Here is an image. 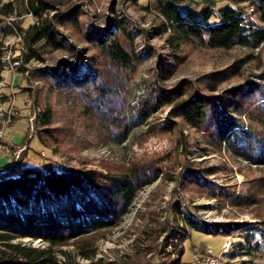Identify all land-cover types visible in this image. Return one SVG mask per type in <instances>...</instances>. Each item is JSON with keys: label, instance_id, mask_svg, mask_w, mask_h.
<instances>
[{"label": "rangeland", "instance_id": "rangeland-1", "mask_svg": "<svg viewBox=\"0 0 264 264\" xmlns=\"http://www.w3.org/2000/svg\"><path fill=\"white\" fill-rule=\"evenodd\" d=\"M56 1L59 11L80 10L83 33L61 29L69 48L51 51L37 47L40 58L28 62L20 29L29 28L36 20L23 0H0V12L8 10L4 8L8 4L14 10L0 24V133L1 141L7 144L6 150L0 151V165L14 166L13 157H19L23 149L13 152L11 146L21 144L29 133V160L23 166L118 173L137 164L152 163L160 170L154 173L148 168V185L116 227L95 234L87 245L71 241L68 246L55 247L57 259L61 264H169L177 258V251L167 247L165 237L171 227H186L191 218L210 225H248L229 238L191 231L184 243L182 264H191L195 253L207 249L220 258L219 264H264V166L236 156L225 145L210 144L202 132L180 120H176L174 132L163 133L160 129L168 121L171 106H163L150 118L140 117L142 101L154 91L167 93L190 87L217 97L245 85L264 70V44L256 50L241 46L223 50L195 43L174 51L167 41L169 33L157 35L165 21L151 0ZM227 5L225 1L216 3L214 23L219 22L221 9ZM117 15L131 23L136 51L143 60L129 75L127 117L133 127L122 143L103 129L96 117L86 116L83 100L49 86L34 73L37 69L61 68L63 63H81L84 69L96 55L84 33L108 29L117 32ZM251 18L261 24L257 16ZM78 54L84 57L82 62ZM235 65L238 72L216 87L211 75ZM48 110L53 115L50 128L55 136L50 139L41 133L40 124L42 114ZM241 118L246 126L261 130L244 113ZM7 150L12 159L4 156ZM189 171L201 178L206 176L218 189H224L219 190L223 195L185 180L183 176ZM227 240L232 246L224 255ZM17 242L37 248L47 246L29 238ZM84 248L96 254L86 259Z\"/></svg>", "mask_w": 264, "mask_h": 264}, {"label": "trees", "instance_id": "trees-1", "mask_svg": "<svg viewBox=\"0 0 264 264\" xmlns=\"http://www.w3.org/2000/svg\"><path fill=\"white\" fill-rule=\"evenodd\" d=\"M23 1L28 13L36 20L29 28L20 29L28 51L26 61L40 58L37 47L51 51L67 50L68 40L61 29L83 33L79 9L59 11L56 0ZM224 1L228 5L221 9L219 22L214 23L216 3ZM151 2L165 21L157 35L169 33L167 41L174 51L195 43L223 50L237 46L256 50L264 44V0ZM4 8L8 10L0 12V24L14 12L11 4ZM252 16H257L261 24ZM114 22L117 32L108 29L101 33L97 30L84 33L86 42L96 52L84 69L81 63H63L61 68L37 69L34 73L48 81L49 86L83 100L86 116L96 117L99 125L122 143L128 139L133 127L127 117L129 75L143 60L136 51L135 32L128 19L117 15ZM77 56L82 62L84 57ZM237 72L235 65L211 77L217 87ZM163 106H171L168 121L160 129L163 133L174 132L176 120H180L202 132L210 144L225 145L236 156L264 166V70L245 85L217 97L190 87L167 93L151 92L142 101L140 117L142 120L150 118ZM243 113L261 130L246 126L241 118ZM52 121L50 110L40 118L41 133L49 139L55 138L50 128ZM31 139L28 133L21 144L11 146L13 152L23 149L19 157H13L10 151L4 153L10 159L13 157V167L11 163L4 167L0 165V264H61L55 255V247L68 246L71 241L87 245L95 234L116 227L129 213L138 193L148 185V168L151 167L154 173L160 171L152 163L137 164L118 173L23 166L29 160L27 145ZM0 143L7 147L2 141ZM183 177L202 189L223 195L219 190L224 189H218L206 176L201 178L189 171ZM247 225L235 224L232 228L188 218L186 227H171L165 237L167 247L177 251V258L169 264H182L184 243L190 238L191 231L229 238ZM261 225L264 235V223ZM27 238L47 246L37 248L14 243ZM247 241L251 243L252 239L247 238ZM95 254V250L90 252L85 248L82 252L86 259Z\"/></svg>", "mask_w": 264, "mask_h": 264}, {"label": "built area", "instance_id": "built-area-1", "mask_svg": "<svg viewBox=\"0 0 264 264\" xmlns=\"http://www.w3.org/2000/svg\"><path fill=\"white\" fill-rule=\"evenodd\" d=\"M2 139V134L0 133V142ZM6 148L3 144L0 143V151H4ZM9 151L7 150L5 154H8ZM232 246V242L227 240L223 247V254H228L230 248ZM220 258L214 256L212 250H206L204 253H195L194 258L191 264H219Z\"/></svg>", "mask_w": 264, "mask_h": 264}, {"label": "crops", "instance_id": "crops-1", "mask_svg": "<svg viewBox=\"0 0 264 264\" xmlns=\"http://www.w3.org/2000/svg\"><path fill=\"white\" fill-rule=\"evenodd\" d=\"M207 250H211V249H207Z\"/></svg>", "mask_w": 264, "mask_h": 264}]
</instances>
